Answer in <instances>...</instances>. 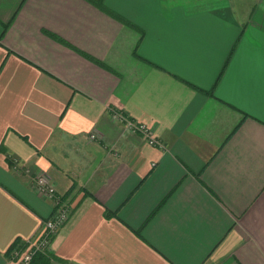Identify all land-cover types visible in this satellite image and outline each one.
I'll return each mask as SVG.
<instances>
[{
  "label": "crops",
  "instance_id": "1",
  "mask_svg": "<svg viewBox=\"0 0 264 264\" xmlns=\"http://www.w3.org/2000/svg\"><path fill=\"white\" fill-rule=\"evenodd\" d=\"M40 175L53 264H264V0H0V264Z\"/></svg>",
  "mask_w": 264,
  "mask_h": 264
},
{
  "label": "built area",
  "instance_id": "2",
  "mask_svg": "<svg viewBox=\"0 0 264 264\" xmlns=\"http://www.w3.org/2000/svg\"><path fill=\"white\" fill-rule=\"evenodd\" d=\"M110 116L114 121L123 124L131 133L144 136L149 145H159V142L153 137L150 129L146 125L128 119L114 110L110 111ZM89 139L95 140L97 137L91 134L89 135ZM33 187L38 194L52 201L53 212L51 217L43 222L42 225L44 230L38 239L23 241V246L20 244L12 249L10 259L14 261L15 264H29L35 253H48L53 237L66 223L70 215L69 206L63 198L57 194L55 186L48 179L41 175L37 176L34 179Z\"/></svg>",
  "mask_w": 264,
  "mask_h": 264
},
{
  "label": "trees",
  "instance_id": "3",
  "mask_svg": "<svg viewBox=\"0 0 264 264\" xmlns=\"http://www.w3.org/2000/svg\"><path fill=\"white\" fill-rule=\"evenodd\" d=\"M21 246H23L22 243H20ZM19 244V245H20ZM13 249V248H12ZM60 261L55 256L48 253H35L33 257L31 258L29 264H53L54 262Z\"/></svg>",
  "mask_w": 264,
  "mask_h": 264
}]
</instances>
